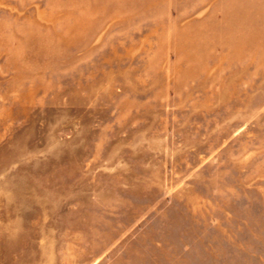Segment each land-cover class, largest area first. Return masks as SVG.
<instances>
[{
    "label": "rangeland",
    "instance_id": "1",
    "mask_svg": "<svg viewBox=\"0 0 264 264\" xmlns=\"http://www.w3.org/2000/svg\"><path fill=\"white\" fill-rule=\"evenodd\" d=\"M0 264H264V0H0Z\"/></svg>",
    "mask_w": 264,
    "mask_h": 264
}]
</instances>
